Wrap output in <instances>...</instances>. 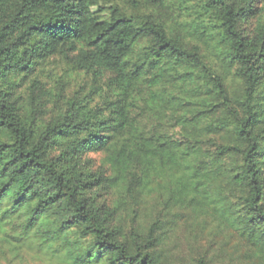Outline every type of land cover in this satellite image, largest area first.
Masks as SVG:
<instances>
[{
	"label": "trees",
	"instance_id": "obj_1",
	"mask_svg": "<svg viewBox=\"0 0 264 264\" xmlns=\"http://www.w3.org/2000/svg\"><path fill=\"white\" fill-rule=\"evenodd\" d=\"M180 228L264 264V0H0V240L170 264Z\"/></svg>",
	"mask_w": 264,
	"mask_h": 264
},
{
	"label": "rangeland",
	"instance_id": "obj_2",
	"mask_svg": "<svg viewBox=\"0 0 264 264\" xmlns=\"http://www.w3.org/2000/svg\"><path fill=\"white\" fill-rule=\"evenodd\" d=\"M65 74V76H64ZM44 81L50 92L55 90V83L58 77L60 84L67 90L74 89L80 82V78L75 75L68 74V67L58 60L52 62L46 70ZM63 76V77H62ZM59 79V78H58ZM57 79V80H58ZM55 80V81H54ZM59 84V85H60ZM68 91V90H67ZM96 166L100 162V154H89ZM209 232V231H208ZM197 235L186 229L180 228L175 237H173L168 245L171 253L170 264H192L198 258H204L210 264H239L235 255L220 254L218 251L219 239L209 234ZM233 260V261H232ZM0 264H57L56 260L42 252H36L28 248L15 249L11 245L0 240Z\"/></svg>",
	"mask_w": 264,
	"mask_h": 264
}]
</instances>
